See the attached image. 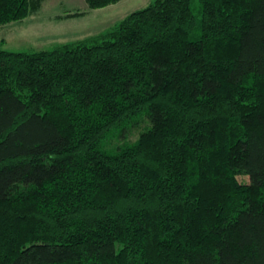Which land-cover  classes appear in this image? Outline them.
I'll return each instance as SVG.
<instances>
[{
	"label": "trees",
	"instance_id": "obj_1",
	"mask_svg": "<svg viewBox=\"0 0 264 264\" xmlns=\"http://www.w3.org/2000/svg\"><path fill=\"white\" fill-rule=\"evenodd\" d=\"M40 4L0 0V25ZM0 264H264V0L0 42Z\"/></svg>",
	"mask_w": 264,
	"mask_h": 264
},
{
	"label": "rangeland",
	"instance_id": "obj_2",
	"mask_svg": "<svg viewBox=\"0 0 264 264\" xmlns=\"http://www.w3.org/2000/svg\"><path fill=\"white\" fill-rule=\"evenodd\" d=\"M40 1V6L25 20L0 25V42L4 49L15 52L48 50L107 32L155 0H121L99 9H90L86 0ZM75 13L78 14L70 15ZM239 179L249 181L247 175Z\"/></svg>",
	"mask_w": 264,
	"mask_h": 264
}]
</instances>
